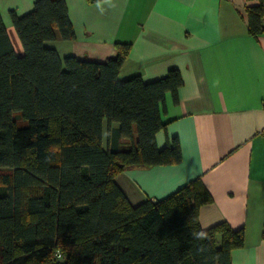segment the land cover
<instances>
[{
  "label": "trees",
  "instance_id": "16d2710c",
  "mask_svg": "<svg viewBox=\"0 0 264 264\" xmlns=\"http://www.w3.org/2000/svg\"><path fill=\"white\" fill-rule=\"evenodd\" d=\"M245 13L249 33L263 35L264 0ZM10 18L23 53L0 16V264H230L243 231L201 228L211 198L199 178L135 206L114 182L127 168L181 161L176 138L156 144L179 71L121 79L129 44L104 62L60 57L46 43L74 39L65 0Z\"/></svg>",
  "mask_w": 264,
  "mask_h": 264
},
{
  "label": "crops",
  "instance_id": "0c3cea01",
  "mask_svg": "<svg viewBox=\"0 0 264 264\" xmlns=\"http://www.w3.org/2000/svg\"><path fill=\"white\" fill-rule=\"evenodd\" d=\"M36 0H0V16L16 55L23 51L10 12L22 16ZM253 0H65L74 39L46 43L60 57L104 62L115 44H129L119 77L149 83L177 69V103L167 95L162 149L176 138V165L132 167L114 182L128 202H155L199 178L211 198L198 209L206 230L225 222L243 231L230 264H264V34L252 36Z\"/></svg>",
  "mask_w": 264,
  "mask_h": 264
},
{
  "label": "built area",
  "instance_id": "2783aa9c",
  "mask_svg": "<svg viewBox=\"0 0 264 264\" xmlns=\"http://www.w3.org/2000/svg\"><path fill=\"white\" fill-rule=\"evenodd\" d=\"M57 257H59V255H57Z\"/></svg>",
  "mask_w": 264,
  "mask_h": 264
}]
</instances>
